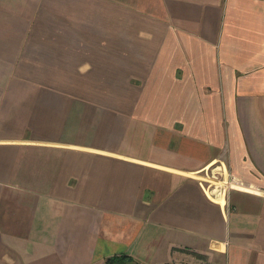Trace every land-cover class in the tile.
Returning <instances> with one entry per match:
<instances>
[{"label":"crops","instance_id":"0c3cea01","mask_svg":"<svg viewBox=\"0 0 264 264\" xmlns=\"http://www.w3.org/2000/svg\"><path fill=\"white\" fill-rule=\"evenodd\" d=\"M198 258L264 264V0H0V264Z\"/></svg>","mask_w":264,"mask_h":264},{"label":"built area","instance_id":"2783aa9c","mask_svg":"<svg viewBox=\"0 0 264 264\" xmlns=\"http://www.w3.org/2000/svg\"><path fill=\"white\" fill-rule=\"evenodd\" d=\"M208 190L211 193L210 196H209V198H211L213 200H216V198L214 197L215 194L212 193V188H209L208 187ZM184 264H209V262L206 259L198 258V259H195V261L187 262V263H184Z\"/></svg>","mask_w":264,"mask_h":264},{"label":"rangeland","instance_id":"374dc122","mask_svg":"<svg viewBox=\"0 0 264 264\" xmlns=\"http://www.w3.org/2000/svg\"><path fill=\"white\" fill-rule=\"evenodd\" d=\"M205 184H208V183H205ZM207 186V185H206Z\"/></svg>","mask_w":264,"mask_h":264}]
</instances>
